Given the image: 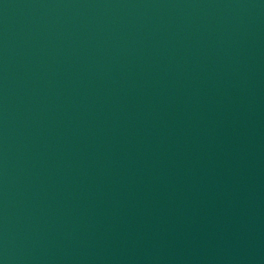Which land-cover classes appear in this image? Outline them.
<instances>
[{
    "label": "water",
    "instance_id": "obj_1",
    "mask_svg": "<svg viewBox=\"0 0 264 264\" xmlns=\"http://www.w3.org/2000/svg\"><path fill=\"white\" fill-rule=\"evenodd\" d=\"M0 264H264V0H0Z\"/></svg>",
    "mask_w": 264,
    "mask_h": 264
}]
</instances>
